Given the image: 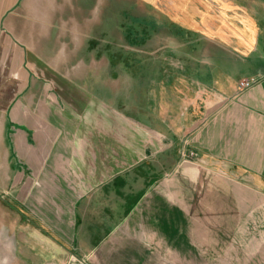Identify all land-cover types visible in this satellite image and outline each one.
I'll list each match as a JSON object with an SVG mask.
<instances>
[{
	"label": "crops",
	"instance_id": "crops-1",
	"mask_svg": "<svg viewBox=\"0 0 264 264\" xmlns=\"http://www.w3.org/2000/svg\"><path fill=\"white\" fill-rule=\"evenodd\" d=\"M125 3L146 11L99 1L97 25L51 52L58 70L25 53L0 71V264H204L203 240L227 244L210 264H248L234 232L203 235L190 213L198 196L231 197L222 210L238 200L247 228L252 189L264 197V14L251 0Z\"/></svg>",
	"mask_w": 264,
	"mask_h": 264
},
{
	"label": "rangeland",
	"instance_id": "rangeland-1",
	"mask_svg": "<svg viewBox=\"0 0 264 264\" xmlns=\"http://www.w3.org/2000/svg\"><path fill=\"white\" fill-rule=\"evenodd\" d=\"M73 1L0 0V62L3 61V63H0V71L3 68V70L7 71L6 75H8V71L14 69L15 64L19 60H22V55L25 53L28 56L37 55L40 59L48 62L45 64L52 72L54 68L58 70L54 63H50L51 52L56 50V46H58V49L67 43L72 46L77 37V33H85L86 21L89 20L92 25H97L98 23V8L100 5L99 1L101 0H93L94 3L90 4L74 3ZM125 1L128 0H122L123 4L120 5L123 7L124 13H133L132 15L135 17V15L138 16L139 13L141 14V12L146 11V7L142 3L131 4L125 3ZM251 2L252 10L255 13L260 15L264 14V0H251ZM112 6L116 8L115 4H112ZM123 19L126 22V19ZM91 29V34L93 36L97 35L98 28L91 27ZM71 64L78 65L79 68L82 63H78L77 59H73L71 60ZM68 66L67 63H59V69L63 70V72H69L71 70ZM27 68L28 73H34L33 69L31 71L29 70V65H27ZM71 71H74V75L83 76V74H86V69L83 70L82 68ZM0 76L3 77L5 75H1L0 73ZM261 196L258 191L252 189L251 196L249 197L250 207L248 212L244 213L246 214L245 220L248 221L247 228L241 226L243 223V212L236 210L238 206L241 208L238 200L233 202L234 213L232 211L222 210L227 204L228 206L230 205V202H232L231 197L214 194L211 196H198L196 197L198 201L202 200V211H197V213L193 212L190 215L194 219V222L197 221L195 218L197 216L198 222L203 224V235L209 236L211 233H216L220 237V240L225 241V235L229 236L231 232H234L236 237L235 250L242 253V248L245 247V258L250 254L248 262L246 263L258 264L256 255L260 252L259 239L260 235L264 236V228H260L263 222L259 219V210L264 207V197ZM231 216L236 220L235 228L233 229H230L231 226L229 228L228 226H224ZM248 216H250V219ZM244 235H247L246 239L241 241V238L240 242H237L238 237H243ZM195 237L198 240L197 230L196 234L194 232V239ZM248 237L250 238V243H246L249 240ZM196 244L203 249L204 264L211 263V260H206V257H210L211 247L217 246V250L221 252L220 250H223L227 246V244L223 243L219 245L207 244L205 240H203L202 244L196 241ZM247 247H250V252L246 249ZM261 251H264V249ZM236 262L242 264V260Z\"/></svg>",
	"mask_w": 264,
	"mask_h": 264
},
{
	"label": "built area",
	"instance_id": "built-area-1",
	"mask_svg": "<svg viewBox=\"0 0 264 264\" xmlns=\"http://www.w3.org/2000/svg\"><path fill=\"white\" fill-rule=\"evenodd\" d=\"M255 80L251 79L250 81H242L240 82V87L241 88H247L249 87Z\"/></svg>",
	"mask_w": 264,
	"mask_h": 264
}]
</instances>
